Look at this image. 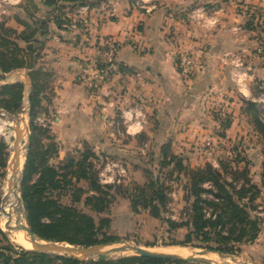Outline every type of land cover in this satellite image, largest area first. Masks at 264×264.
Returning a JSON list of instances; mask_svg holds the SVG:
<instances>
[{"label": "crops", "instance_id": "crops-1", "mask_svg": "<svg viewBox=\"0 0 264 264\" xmlns=\"http://www.w3.org/2000/svg\"><path fill=\"white\" fill-rule=\"evenodd\" d=\"M43 3L21 0L16 6H6L0 26L16 35L30 32L24 24H34L46 15ZM106 4L104 15H88L84 29L60 31L50 22L36 35L35 46L19 42L25 65L4 75L5 81L7 75L16 73L17 79L8 84L21 83L28 94L26 102L32 92L39 94V116L46 120L54 159L61 162L90 150L95 165H102L100 172L106 163L119 165L123 170L119 181L125 183L140 176L142 166L132 159L133 154L147 149L154 153V160H160L163 146L183 166L216 168L226 159L220 151L240 133V123L235 121L218 136L216 112L243 118L248 115L245 102H254L248 99L252 76L247 71L259 55V45H264V0H158L148 15L132 0H106ZM106 37L123 43L117 55L120 73L88 88L82 69L96 59V46ZM183 53L192 61L189 80L182 79L176 67ZM238 73L239 82L243 81L240 91L233 80ZM134 106L142 109L147 123L131 136L122 112ZM112 205L109 211L122 212L125 219L132 214L124 233L134 227L131 223L139 222L135 234L142 241L128 242L141 248H155L153 241L146 240L158 230L162 238L175 240L183 232L182 239L174 242H181L187 232L185 228L168 232L148 211L133 212L129 201L120 208ZM244 245L250 256L262 253L264 257V241Z\"/></svg>", "mask_w": 264, "mask_h": 264}, {"label": "trees", "instance_id": "trees-1", "mask_svg": "<svg viewBox=\"0 0 264 264\" xmlns=\"http://www.w3.org/2000/svg\"><path fill=\"white\" fill-rule=\"evenodd\" d=\"M102 0H44L48 10L36 23L24 24L30 32L16 35L12 30L0 26V108L9 113H18L23 99L24 87L21 83H2L4 75L20 70L25 65L23 48L19 42L35 46L36 35L53 23L60 31L63 25L70 23V14L82 6H95ZM14 35H16L14 37ZM31 46L27 50L33 53ZM30 136L27 153L21 173L20 198L25 209V221L31 232L40 240L75 247H92L119 242L115 236L103 233L109 225L108 219L94 218L73 207L63 206L58 202L63 196L70 197L73 203L78 201L80 182H88L89 194L84 206L99 215L108 208V203L101 197L104 189L98 182V173L94 171L96 157L90 150L84 149L75 156H68L63 161L51 164L54 159L53 143L40 148L38 135H45L47 129L34 123L39 112V94L29 96ZM255 130L264 141V125L259 121L256 103L245 102ZM229 126V125H228ZM45 135L47 141L50 140ZM36 145V147H35ZM4 145L0 144V179L5 168ZM158 168L168 169L169 180L179 185L182 179V199L187 203L184 218L172 220L166 217L170 202L169 189L165 179L159 177L149 182L140 193L128 196L133 212L148 211L149 216L165 225L168 232L185 228L187 230L181 242L171 241L165 246L185 247L197 240L201 247L222 255H234L241 245L254 242L261 232L259 214L264 212L261 206L254 205L259 189L250 181L249 163L240 170L239 156L218 163L217 167L206 164L203 168L191 169L183 166L166 146L161 147ZM232 168V169H231ZM174 176L171 178V176ZM173 183V182H172ZM181 184V183H180ZM147 189V190H145ZM110 191V190H109ZM109 198V197H108ZM0 236L4 237L0 230ZM181 264L159 260L121 256L115 259L104 258L82 262L69 257L43 254L34 251H14L9 246L0 245V264Z\"/></svg>", "mask_w": 264, "mask_h": 264}, {"label": "rangeland", "instance_id": "rangeland-1", "mask_svg": "<svg viewBox=\"0 0 264 264\" xmlns=\"http://www.w3.org/2000/svg\"><path fill=\"white\" fill-rule=\"evenodd\" d=\"M7 1L15 2L16 0H6V1L0 0V19L6 13L5 11L6 6H16L17 5V4L10 5L7 3ZM258 25L257 27L261 28V25L260 24ZM259 47H260L259 50L263 49L264 48L263 43H261ZM257 53L259 55H255V59L253 60L251 64L248 62H245L251 65V66L249 65L250 69L247 72L252 76V80H250L251 82H248L249 84L248 87L250 89L248 99H252L254 100V103H256L257 106L255 110L259 117V121L264 125V52L261 50V53H259L257 50ZM243 60H246V59H243ZM257 71H259V73H257ZM16 79H17L16 73H11L10 75L6 76L5 81L3 82L9 83ZM27 97H28V94H27V91L25 90L23 94V99L21 102L20 110L18 113H9L5 111L4 109L0 108L1 110L4 111V113H0V144H3L5 146L4 153H5V159H6L5 168L3 170L4 171L3 177L0 179V207H1L2 200H3L2 208L0 210V230L2 231L4 235V237L0 236V245L9 246L16 252H19L21 250L29 251L31 248L25 249L17 245L15 242L11 240L10 232H13V231H8V230H5L4 227H1L2 222H3L2 221V209L4 205V192H5L4 190L8 189V181L10 177L9 166H10V159L13 154L12 144L16 137L15 132L11 131L9 127H12V128L16 127L17 118L20 119L19 128L24 131L19 147L21 149L22 147H24L26 143L29 144L30 119L28 117V113H29L28 107L29 106H28V102H26ZM244 109H247V106L245 104H244ZM224 112L227 113L226 117L229 122L228 123L229 125L235 121H238V123H240V126H239L240 133H237L235 136V140L231 144H229L225 150L223 151L221 150L220 153H222L221 155L223 156L225 155L224 158L226 159L232 158V160L235 159L236 156H239V159H242L240 161L241 164L239 166L241 167L240 170L243 169L242 167H244L246 162H248L249 164L253 163L252 167H250L249 169V173H250L249 179L259 189L258 198L254 205L261 206L264 209V141L261 138V136L257 133V131L256 130L254 131L255 127L249 115L244 116L243 118H235V116H232L231 112H226V111ZM216 114L218 113L216 112ZM38 116L39 115H37V117ZM36 119L34 120V123L36 125L42 124L38 119L37 120ZM46 134L47 133H45V135ZM45 135L37 134L39 138V143L37 144V146H39L40 148H43L46 145L48 147L52 143V142H48L44 138ZM27 149L25 150V152H23L25 155L27 153ZM138 153L139 152H137V154H133L134 156L133 155L132 156L135 158H132V159H134L137 163H141L140 166L142 167H141V172L139 173L140 176L137 175L134 178H131L130 181L126 183L119 182L118 184L107 185L111 187L109 189L110 191L108 189H104L103 194H107V195L106 196L101 195V197H103V199H105V201L108 203V208L101 214L95 215V213H93L90 210L91 209L90 206H84L85 198L87 196L93 195V194H89L88 192L90 189L88 182L83 181L77 185L78 187V201L77 202L73 203L70 197H67V196H63L62 198H59L58 202L63 206H68V207L71 206L81 211L82 213H86L90 215L91 217L94 218L96 223L100 219L109 218L111 220L110 221L108 219L109 225L103 228L102 230L103 233L107 234L108 236L113 237L114 235H118L115 237H117L119 241H126V242L131 241V240L142 241V239L139 238V235L135 234L139 222H136L135 225L131 223V225H133L134 227L129 232L124 233L123 231L126 228V226H128L127 225L129 223L128 219L131 221L130 216H132V214L128 216V219H125L124 214H122V212H116V210L111 212L109 211V208L112 203H113L112 206H114V203H117L118 206L121 204H124L125 202L128 201V196L130 194L135 193V195H137L138 193H140L141 189H143L146 184H148L149 182L154 183V179L159 177L160 179H165L166 181L165 187H167L169 189V192H172L173 194V196L169 197L170 202L168 204V215L170 214L176 219H178L179 217L184 218L185 216L183 212L184 210L187 209V206H186L187 203L182 199V196H183V193L181 190V185L183 184L182 179L180 180L181 182H179V185L176 184L177 181H175L174 183V180L173 181L169 180L167 174L170 171V168L168 169L158 168L157 164L159 162V159L156 158L154 160V153L151 152L150 150L145 149L143 152H140V154ZM227 153H229V155ZM21 158L22 157L20 156V159ZM217 159L218 158H213L212 160L213 162H217L218 161ZM21 160H22L21 163L23 164L24 163L23 158ZM57 161L58 160L53 159L51 160L50 163L53 165H56V163H58ZM21 165H20V168H21ZM99 165L95 166L94 171H97V172L100 171V169L102 168V165L100 167ZM21 173H22V170L20 174L18 173L19 183H18V192L16 189L17 196H20ZM173 177H175V175L171 176V178ZM16 179L17 178H14L15 181ZM114 195H116V197ZM120 207L121 206H119V208ZM20 208L22 211L21 212L22 222H23L22 224L26 225L25 209H24L23 203L20 204ZM259 219L261 220V232L256 240L264 241V212L261 215H259ZM161 235H162L161 231L158 230L156 231L155 235H153L152 237H149V239L146 240V241H153L150 243L155 244V248H148L147 250L165 252V253H167L168 251H172L173 248L163 249V246L168 245L170 241H180L182 239L183 232H179L176 235L177 239H180V240H175L173 238H166V237L162 238ZM193 241H196V242H192L190 245H186L185 247H180V246H174V247H177L178 250L179 249L183 250L185 252V256H189L188 255L189 252L193 253V252H198L204 249V248H199L203 245L198 243L197 240H193ZM63 245H66V244H63ZM239 247H240V251H238L234 255H222L221 254L223 257L222 259H219L218 256L215 254H210V256H213V258L216 259L215 262L221 263V264H227V263L228 264H264V257L262 253H258L254 256H250L246 251L247 245H241ZM263 251L264 250H262V252ZM49 254L52 256L58 255L54 253H49ZM121 256H130V254H113L109 256L108 258L115 259ZM54 264H59V263L55 261Z\"/></svg>", "mask_w": 264, "mask_h": 264}, {"label": "built area", "instance_id": "built-area-1", "mask_svg": "<svg viewBox=\"0 0 264 264\" xmlns=\"http://www.w3.org/2000/svg\"><path fill=\"white\" fill-rule=\"evenodd\" d=\"M6 1V0H3ZM21 0L15 2L7 1L10 5H18ZM158 0H132L134 6L142 10L145 14H151L156 9V3ZM107 11L106 0H102L95 6H82L75 9L70 14V23L63 25L66 31H75L85 28L87 17L90 13H100L104 15ZM123 43L113 37H106L100 40L97 47V57L85 68L82 69V75L85 77L88 88H96L99 85L110 81L120 73V65L117 61V55L122 47ZM264 52V48L261 49ZM261 50L258 52L261 53ZM176 67L180 77L184 80H189L192 76V61L189 55L183 53L178 55L176 59ZM238 77H233L235 85L239 91L243 83L239 82ZM217 120L219 122L216 129V134L221 136L224 130L228 127L227 113L223 110L217 111ZM40 117V118H39ZM37 119L42 123L39 124L42 128H46V120L44 116H38ZM36 119V120H37ZM123 124L126 126V133L128 135H136L140 133L147 123V118L140 107H132L122 112ZM108 175L112 178L108 179ZM123 177V170L119 165L106 163L103 171L98 173V182L102 186L118 184L119 179ZM168 196H173L172 192ZM261 215V214H259ZM167 218L175 220L176 218L170 214L166 215Z\"/></svg>", "mask_w": 264, "mask_h": 264}, {"label": "water", "instance_id": "water-1", "mask_svg": "<svg viewBox=\"0 0 264 264\" xmlns=\"http://www.w3.org/2000/svg\"><path fill=\"white\" fill-rule=\"evenodd\" d=\"M0 113H4L3 110L0 109ZM20 119L17 118L16 127H9L11 131H14L16 137L13 141V154L10 159L9 173L10 180L8 181V186L10 188L17 189L18 192V183H19V174L23 169L24 163L20 168V156L25 161V150L28 147V143L24 145L20 149V141L23 137L24 131L19 128ZM19 173V174H18ZM18 176V177H17ZM13 178H17L15 182H12ZM18 201L21 202L20 196H18ZM3 200L1 203L0 210L2 208ZM10 220L4 225V229L13 232H22L24 237L28 239V242L31 244V249L29 251H34L43 254L54 253L59 256L69 257L75 260H79L82 262L87 261H95L96 259L103 260L106 257H109L113 254H130V256H136L139 258L151 259V260H159L170 263H181V264H221L215 261H210L205 259V256L209 254H215L219 259H222V255L217 252H210L207 249H203L198 252L191 253V255L187 257H181L171 253L158 252V251H150L145 248H141L133 243L119 241L112 244L107 245H96L92 247H75L70 245H63L53 242L42 241L37 238L29 229L27 225H10Z\"/></svg>", "mask_w": 264, "mask_h": 264}, {"label": "bare ground", "instance_id": "bare-ground-1", "mask_svg": "<svg viewBox=\"0 0 264 264\" xmlns=\"http://www.w3.org/2000/svg\"><path fill=\"white\" fill-rule=\"evenodd\" d=\"M21 159H20V165L22 164ZM9 180H10V177H9ZM12 182H15L14 178ZM4 191H5L4 192V205L2 209V221L3 222H2L1 227H4V225L8 222V220H10L11 226L24 225L22 224L23 223L22 215H21L22 211L20 208V203L18 201L16 189L10 188V186H8V189ZM10 235H11V240L15 242L17 245L25 249H30L32 247L31 244L28 242V239L24 237V235L21 232H10ZM167 253L175 254L181 257H187L185 256V252L181 249L178 250L177 247H174L172 251H168ZM188 255H191V253L189 252ZM205 259L210 260V261H216V259H214L213 256H210V254L205 256Z\"/></svg>", "mask_w": 264, "mask_h": 264}]
</instances>
